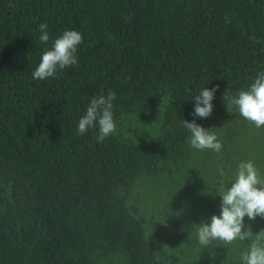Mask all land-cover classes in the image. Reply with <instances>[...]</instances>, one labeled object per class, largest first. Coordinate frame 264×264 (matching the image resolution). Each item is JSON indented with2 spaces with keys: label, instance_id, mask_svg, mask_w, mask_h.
I'll list each match as a JSON object with an SVG mask.
<instances>
[{
  "label": "trees",
  "instance_id": "1",
  "mask_svg": "<svg viewBox=\"0 0 264 264\" xmlns=\"http://www.w3.org/2000/svg\"><path fill=\"white\" fill-rule=\"evenodd\" d=\"M66 30L83 36L78 66L33 79ZM261 71L264 0H0V264H243L264 219L245 217L251 239L198 243L223 152L192 148L182 121L231 149L254 124L223 96ZM205 87L206 119L191 98ZM109 90L116 132L78 135Z\"/></svg>",
  "mask_w": 264,
  "mask_h": 264
},
{
  "label": "clouds",
  "instance_id": "2",
  "mask_svg": "<svg viewBox=\"0 0 264 264\" xmlns=\"http://www.w3.org/2000/svg\"><path fill=\"white\" fill-rule=\"evenodd\" d=\"M41 33L39 40L46 44L50 39L47 23H40ZM83 43V36L75 30H66L56 38L51 49H45L40 62L32 73L35 80L55 78L59 70L71 66H78L77 49ZM218 88V86H217ZM217 88L211 90L203 88L191 98L195 101L193 115L199 118H208L213 112V99ZM116 93L109 90L107 95L94 96L89 106L78 122L77 134L85 135L89 129L98 128L97 142H103L117 130L114 120L113 101ZM223 99L228 106H236L239 114L255 127L264 126V71L257 74L254 82L246 90H240L236 96L224 94ZM183 127L190 132V146L196 150H211L221 152L222 142L214 133H210L194 120L188 122L183 119ZM220 214L213 215L210 222L199 224L196 235L198 243L203 247L210 246L214 241H221L231 245L236 241L251 239L252 233L244 231L245 217L255 220L258 216L264 218V178H261L258 169L252 161L241 162L238 172L230 187L221 184ZM243 264H264V230L255 234V239L247 252L242 254Z\"/></svg>",
  "mask_w": 264,
  "mask_h": 264
},
{
  "label": "rangeland",
  "instance_id": "3",
  "mask_svg": "<svg viewBox=\"0 0 264 264\" xmlns=\"http://www.w3.org/2000/svg\"><path fill=\"white\" fill-rule=\"evenodd\" d=\"M243 133L239 136V139L233 142L231 149L227 147L222 149L223 155L218 158L219 160L216 159V161H220L222 169L212 174V177H217L220 184H223L225 179L234 182L238 165L246 161H252L261 178H264V126L257 128L253 125ZM212 166L210 164V167ZM258 233L254 228L253 236Z\"/></svg>",
  "mask_w": 264,
  "mask_h": 264
}]
</instances>
